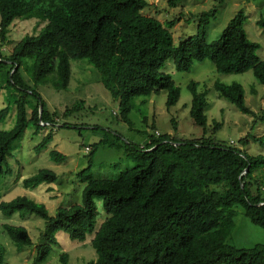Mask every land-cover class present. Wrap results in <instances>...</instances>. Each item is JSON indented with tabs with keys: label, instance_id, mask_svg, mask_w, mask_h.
<instances>
[{
	"label": "trees",
	"instance_id": "obj_1",
	"mask_svg": "<svg viewBox=\"0 0 264 264\" xmlns=\"http://www.w3.org/2000/svg\"><path fill=\"white\" fill-rule=\"evenodd\" d=\"M218 1L220 5L224 3ZM148 7L146 0H0V47L9 43L10 28L16 20L45 23L38 34L25 35L10 56L0 54V70L11 63L7 84L19 93L13 96L15 126L10 131H0V184L2 177L12 172L8 168L11 147L30 124H35L38 131L45 125L56 126L41 94L22 79L20 69L26 59H34L36 87L48 84L52 78L57 89H67L72 60L88 61L98 71L102 85L119 102L121 119L129 125L136 98L166 90L167 106L171 108L178 102V88L170 75L161 72L170 59H174L180 72L205 60H210L222 74L253 70L264 85V61L257 55L259 45L248 39L243 11L212 43L207 42L206 32L218 8L202 12L197 19V35L176 47L171 32L174 23L164 25L144 15ZM257 25L264 34V17ZM215 88L242 113L253 116L255 125L264 124V112L257 115L246 105L241 85L217 83ZM190 89V115L196 125L205 128V95L198 92L197 84ZM28 96L36 100L31 119L27 116ZM6 113L3 110L0 118ZM218 129L220 124H216ZM206 134L205 129L204 136L193 141L161 135L150 139L145 148L127 143L126 155L137 166L113 181H90L83 192L82 206L60 207L53 217L44 204L26 196L1 201L0 211L6 218L31 214L45 221L35 264L49 259L58 244L59 232L79 242L94 237L92 246L97 259L87 264H264V245L240 249L227 244L235 227L237 207L264 230V187L255 176L264 170V155L247 153L245 147L251 136L239 141L242 147H236L215 142ZM52 139V134H47L36 150L47 148ZM253 140L264 147V137ZM50 157L57 163L67 160L58 151H52ZM89 174L90 167L78 176L86 181ZM56 181L55 172L42 169L25 179L23 185L35 189ZM219 185L224 186L223 191L212 189ZM95 198L104 201L107 214L100 227ZM0 232L10 237L18 252L33 246L23 226L4 222ZM5 256L0 243V264H5ZM61 259H68L67 254Z\"/></svg>",
	"mask_w": 264,
	"mask_h": 264
},
{
	"label": "rangeland",
	"instance_id": "obj_2",
	"mask_svg": "<svg viewBox=\"0 0 264 264\" xmlns=\"http://www.w3.org/2000/svg\"><path fill=\"white\" fill-rule=\"evenodd\" d=\"M149 7L143 11L148 17H154L164 25L171 22L174 44L176 47L198 33L199 15L211 8L217 7L218 13L206 32L208 43L219 40L229 22L243 11L245 30L248 39L259 45L258 58L264 61V34L257 21L264 17V0H224L222 5L218 0H146ZM1 21V16H0ZM45 23L36 20H16L9 34V43L0 47L2 56H10L12 50L25 35H35L40 32ZM8 67L0 70V113H7L0 118V131H10L17 120V109L13 104V96L19 93L7 84ZM34 59H26L20 69L25 84L32 90H37L45 100L56 126L45 125L38 131L35 124H30L19 141L11 147V157L8 158V168L12 172L4 175L0 184V202L26 196L37 203L44 204L50 216L56 215L58 208H70L83 205V192L90 181L116 180L127 170L133 169L137 163L126 155V144L144 147L155 135H171L178 140L193 141L204 136L218 143L232 144L242 147L239 141L249 136L264 137V124H254V117L242 113L233 103L225 99L215 88L217 83L226 85L238 84L244 88L246 105L257 115L264 112V85L249 70L240 74H222L217 72L210 60L194 62L192 68L180 72L174 59H170L161 72L170 75L179 91L178 102L171 108L167 106L168 91L153 93L151 96L139 97L134 100L133 109L129 115L130 125L120 116L119 102L102 85L100 75L91 63L86 60L70 62L71 78L67 89H57L52 78L46 85L36 87L32 70ZM56 77V76H53ZM192 84H197L199 93L205 95L207 117L206 127L195 124L190 115L193 93ZM36 100L28 96V119L32 118L33 106ZM79 106V108L77 107ZM77 107L73 112L64 114ZM216 124L220 129L215 130ZM66 125L67 127H60ZM52 134V141L47 148L37 151L43 138ZM249 137V145L245 147L251 155H264V147ZM90 148L89 151L86 149ZM58 151L67 157L66 162L57 163L51 160L50 153ZM91 162V164H90ZM90 167L86 181L78 175ZM47 169L56 173L57 181L53 184H43L35 189H26L23 181L36 175L40 170ZM262 188L264 187V170L255 173ZM223 185L213 186V190H221ZM264 189V188H263ZM100 227L107 214L104 201L95 198ZM235 227L227 244L240 249H250L264 245V230L253 224L244 214L241 207L235 208ZM11 223L25 227L33 241V246L23 252H18L10 237L0 232V243L6 250L5 264H35L37 247L41 243L45 231V221L39 217L27 214L22 218L19 214L6 218L0 211V224ZM58 244L54 246L49 259L42 264H87L97 259V253L92 246L93 236H88L83 242L73 241L64 232L56 234ZM67 254L68 259H61Z\"/></svg>",
	"mask_w": 264,
	"mask_h": 264
},
{
	"label": "clouds",
	"instance_id": "obj_3",
	"mask_svg": "<svg viewBox=\"0 0 264 264\" xmlns=\"http://www.w3.org/2000/svg\"><path fill=\"white\" fill-rule=\"evenodd\" d=\"M155 136H156V137H159V136H161V134H159V135L156 134ZM141 148H145V146H144V147H141ZM87 149L90 150V148H87ZM87 149H86V150H87Z\"/></svg>",
	"mask_w": 264,
	"mask_h": 264
},
{
	"label": "water",
	"instance_id": "obj_4",
	"mask_svg": "<svg viewBox=\"0 0 264 264\" xmlns=\"http://www.w3.org/2000/svg\"><path fill=\"white\" fill-rule=\"evenodd\" d=\"M40 112H41V114H42V106H41V108H40Z\"/></svg>",
	"mask_w": 264,
	"mask_h": 264
},
{
	"label": "built area",
	"instance_id": "obj_5",
	"mask_svg": "<svg viewBox=\"0 0 264 264\" xmlns=\"http://www.w3.org/2000/svg\"><path fill=\"white\" fill-rule=\"evenodd\" d=\"M87 151H89V149H87Z\"/></svg>",
	"mask_w": 264,
	"mask_h": 264
},
{
	"label": "crops",
	"instance_id": "obj_6",
	"mask_svg": "<svg viewBox=\"0 0 264 264\" xmlns=\"http://www.w3.org/2000/svg\"><path fill=\"white\" fill-rule=\"evenodd\" d=\"M146 146V145H145ZM141 147V146H140Z\"/></svg>",
	"mask_w": 264,
	"mask_h": 264
}]
</instances>
